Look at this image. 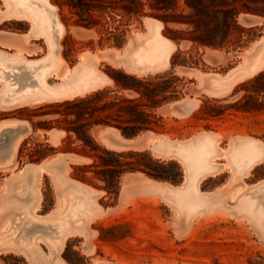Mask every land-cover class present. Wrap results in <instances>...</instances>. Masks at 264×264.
I'll return each instance as SVG.
<instances>
[{"label": "rangeland", "instance_id": "1", "mask_svg": "<svg viewBox=\"0 0 264 264\" xmlns=\"http://www.w3.org/2000/svg\"><path fill=\"white\" fill-rule=\"evenodd\" d=\"M22 2L24 1L0 0V51L6 53L0 55V72L7 67L8 69L3 71L12 75L15 71L6 56L21 51L25 63L30 66L42 64L44 66L40 68L44 74L45 70L47 73L43 77L41 75L43 72H40L39 80L43 78V81L39 84L32 76L34 82L29 85V89L21 87L19 91L13 92L14 95L10 94L11 88L0 77V130L5 125L23 127L22 134L15 144L17 146L13 149L15 154L12 151L11 160L10 158L0 160V264H264V159H262L264 111L245 113L235 107L239 101L248 106H253L254 103L264 104V93H256L243 86L244 82L264 70V53H261L264 45H257L258 48L261 47L256 48L259 51H254L257 47L255 46L254 52L250 50V54L246 53L248 60H254L257 55V59H260L250 61L249 65L252 66L249 68L250 75L252 72L256 73L249 76V72L243 70L250 67L248 60H243L248 67L244 68V63H242L244 66H240L242 62L240 53L245 47L240 51L226 52L207 48L194 49L187 41L175 44L163 35V24L160 21L149 16L130 18L121 9L94 12L97 23L93 28L86 29L73 24L76 16L65 7L60 11L53 0H37V5L29 2L33 8L24 9L21 14L27 18L22 16L7 18ZM148 11V8L144 9V12ZM50 12H53L57 30L61 32L58 31L57 54L54 52L50 36ZM39 17H42L44 22L41 18L39 22ZM249 20L251 24H246L243 20L241 23L246 26H258L255 39L264 36V21L257 18ZM147 23L154 31L147 27ZM154 23L157 26L153 25ZM114 28L117 30L114 31ZM147 28L151 31L149 32ZM172 28L181 29L178 26ZM145 32L146 34L148 32V35ZM151 32L157 33L152 35ZM149 36H152L151 41ZM115 39L118 44L115 43ZM160 41L163 44L169 42V46L164 45L163 50L164 46ZM143 43L144 46H140ZM172 45L174 47H171ZM149 47L156 49L151 50V53ZM125 49H128V52ZM140 49L143 53L138 51ZM161 50L163 53L159 52ZM176 52H179L178 64L171 67L170 59ZM121 53L130 59L123 57ZM160 53L166 58L165 62L162 60L161 63ZM80 55H83L86 61L80 60ZM93 55L96 59L91 62ZM259 56H262V59ZM134 61L138 64L133 65ZM154 61L156 65L152 67ZM158 61L161 64H158ZM182 61L186 64L182 65ZM141 62L143 65L145 63V68ZM147 64L149 70L146 69ZM236 64L239 66L232 72L230 69ZM138 65L141 69L137 68ZM242 70L243 75L247 74L246 77H241ZM92 71L93 76L89 75ZM227 71L230 72L229 76ZM236 71L240 73L234 74ZM201 72L203 73L199 74ZM118 73L134 75L137 78L168 73L165 79L176 78L173 82L172 98L152 112L158 126L155 131L142 132L129 140L112 127L96 126L90 130V135L100 147L107 150L145 152L153 162L172 163V166L166 168L165 173L173 178V183L157 181L139 172H126L120 176L117 190L111 189L107 194L102 188L104 182L97 179L92 169L85 172L91 184L81 183L73 179V168L77 165L90 164L91 160L72 153L70 156L63 155L62 147L65 146L63 131L56 128L49 130L36 128L33 131L25 119L30 118L34 124L54 121L59 118L57 115H41L50 109L38 108L65 99L67 101L83 98L103 89L109 90L111 96L133 98V94L116 87L112 78H117ZM187 73L190 77L186 75ZM198 74L202 77L199 78ZM214 74L221 76L217 77ZM236 75L238 80H234ZM96 77L102 85H99V82L95 83L98 81ZM214 77L215 80L212 79ZM230 78L236 82L233 84ZM91 80H94V84ZM228 80H231L232 84L230 90L225 86ZM212 81L217 85L221 81L222 83L214 87ZM258 84H263V81H259ZM77 85L88 87L87 92L83 86L75 88ZM223 85L228 92L221 91V87L222 90H226ZM20 90L25 91V97H22ZM71 91H74V95H71L73 94ZM43 92H46L45 95L39 98L42 101H34L36 100L34 98ZM48 92L51 94H47ZM37 93L39 94L36 95ZM192 99L194 100L191 102ZM2 122L5 125H1ZM105 128L108 130H104ZM153 138H159V141L150 143ZM211 141L213 144L217 142L214 147ZM208 142L211 145H208ZM23 143H26L25 150L19 155ZM242 145L243 149L239 147ZM66 146L77 148L78 143L74 141ZM255 146L263 150H255ZM202 147L206 153L202 155H207L200 156L203 160L198 158L203 152ZM48 148L53 151H48ZM208 148L211 150L210 156ZM228 148H231L230 151ZM227 150L231 152L229 154L231 157L238 155V160L242 158L240 162L247 164L243 163L242 166L237 158L232 157L233 162ZM232 150L236 153H232ZM33 152L48 153V158L39 164L30 162L28 154ZM216 152L226 155L222 154L223 158L217 156ZM212 153L218 158L214 155L216 159L212 160ZM256 154L257 156L259 154L258 160L257 157L253 160ZM57 155L59 156L55 158ZM247 155L251 156L254 163L251 159L250 161L247 159L249 162L245 161ZM71 157L81 160L78 162L68 160ZM208 158L212 161H208ZM225 158H228L227 161L232 160L231 163L225 161ZM118 160L122 163H148L147 158L142 157H120ZM201 160L202 162H199ZM207 163L211 169L207 168ZM224 164L227 165L226 168ZM36 167L44 169L38 182L33 181ZM23 168L22 174L18 175V171ZM25 209L28 213L35 209L33 218L26 216ZM35 224L44 227L46 233L35 241L27 240L22 236V231Z\"/></svg>", "mask_w": 264, "mask_h": 264}, {"label": "trees", "instance_id": "2", "mask_svg": "<svg viewBox=\"0 0 264 264\" xmlns=\"http://www.w3.org/2000/svg\"><path fill=\"white\" fill-rule=\"evenodd\" d=\"M59 10L66 8L76 16L73 21L78 27L91 29L96 25L94 12L107 9H121L130 18L149 16L163 24V35L175 44L181 41L191 43L194 49L240 51L253 41L258 30L257 25L246 26L241 23L244 18H257L264 21V0H53ZM148 8V12L144 9ZM64 23V22H63ZM66 25V23H64ZM172 26L181 27L173 29ZM117 28H114L116 31ZM115 43L118 44L117 39ZM179 52L171 56L170 65L178 64ZM182 65L186 62L182 61ZM112 78L119 90L133 94V98L109 95V90L95 91L83 98L62 101L42 106L38 110L50 109L41 115H57L54 121L32 123L25 118L33 131L36 128H56L65 133L64 153H72L91 160L90 164L77 165L73 168V179L91 184L85 172L91 169L97 179L104 182L102 187L108 194L111 189L117 190L119 178L123 173L139 172L157 180L173 183L174 180L165 172L172 163L151 161L145 152H115L100 147L90 130L96 126L112 127L120 131L126 139L135 138L142 132L155 131L157 122L153 111L167 103L174 93L175 77L168 73L156 74L144 78L118 73ZM263 81V84H258ZM256 93H264V70L243 83ZM237 110L251 113L264 111V104L254 103L248 106L238 102ZM154 125V126H153ZM72 137H74L72 139ZM76 141L77 148L66 146ZM26 143L20 148L19 155L25 150ZM48 151L52 152L51 148ZM48 157L45 152L28 154L30 162L38 163ZM120 157L147 158V164L138 162H120Z\"/></svg>", "mask_w": 264, "mask_h": 264}, {"label": "bare ground", "instance_id": "3", "mask_svg": "<svg viewBox=\"0 0 264 264\" xmlns=\"http://www.w3.org/2000/svg\"><path fill=\"white\" fill-rule=\"evenodd\" d=\"M24 1H25L26 3L31 2V3H34V4L37 5V0H29V1H28V0H24ZM35 8L38 9L37 7H35ZM38 16H39V15H38ZM40 18L42 19V17H39V22H40ZM33 20H35V19L33 18ZM42 20H43V22H44V19H42ZM150 20H151V19H150ZM35 21H36V20H35ZM49 21H50V23H51L52 25H54L55 28L57 29V23H56V21L53 20V16H50ZM151 22H152V21H151ZM157 22H158V21H157ZM157 22H156V24H157ZM159 23H160V22H159ZM40 24H41V23H40ZM144 24H146V23H144ZM144 24H143V25H144ZM160 24H161V23H160ZM41 25H42V24H41ZM153 25H155V23H154ZM158 25H159V24H158ZM148 26H149V25H148V23H147V27H148ZM155 26H157V25H155ZM160 26H161V25H160ZM149 27H150V26H149ZM144 28H145V27H144ZM153 28L156 29V27H153ZM158 28H159V26H158ZM160 28H161V27H160ZM145 29H146V28H145ZM147 29H148V31H149V30L151 29V27H150V29H149V28H147ZM151 30H152V29H151ZM151 30H150V31H151ZM58 31H59V30H57L56 38H57V36L59 35V32H60V31H59V32H58ZM145 31H147V30H145ZM150 31H149V32H150ZM152 31H154V30H152ZM155 31H156V30H155ZM159 31H160V30H159ZM60 33H61V32H60ZM151 33H152V32H151ZM155 33H157V32H155ZM155 33H152V35H154ZM158 33H159V32H158ZM145 34H146V32H145ZM145 34H144V37H145L146 35H148V32H147L146 35H145ZM134 35H135V34H134ZM136 35H138V34H136ZM136 35H135V36H136ZM141 35H143V33H142ZM157 36L159 37L158 34H157ZM149 37H150V40H149V41H151V37H152V36H149ZM149 37H148V38H149ZM155 37H156V35H155ZM158 37H157V38H158ZM56 38H55V40H56ZM145 38H146V37H145ZM148 38H147V39H148ZM157 38H156V40L158 41ZM160 38H161V37H159V39H160ZM162 39H163V38H162ZM156 40H154V41H156ZM160 40H161V39H160ZM165 40H166V39H165ZM152 41H153V40H152ZM157 41H156V42H157ZM167 41H168V40H167ZM167 41H166V42H167ZM145 42H146V41H145ZM156 42H155V43H156ZM160 42H161V41H160ZM160 42H159V44L162 43V42H161V43H160ZM164 42H165V41H164ZM166 42H165V43H166ZM170 42H171V41H170ZM55 43H56V42H55ZM165 43H164V44L162 43L161 45H163V46L166 45V47L169 46V45H168L169 42H168V44H167V43L165 44ZM145 44H146V43H145ZM159 44H158V45H159ZM152 45H153V44H152ZM155 45H156V44H155ZM155 45H154V46H155ZM161 45H160V47H161ZM170 45H171V43H170ZM257 45H258V46H260V45L263 46V45H264V36H263V37H262L257 43L250 44V45H248V47H246V50H242V51H241V53H240V59H241V61H242L241 64L244 63L243 60H245V59L248 60V58L246 57V56H247L246 53L250 54L251 52L259 51V50L256 49V48H258ZM140 46H144V43H143V45H140ZM255 46H257V47H255ZM145 47H146V46H145ZM150 47H151V46H150ZM150 47H149V48H150ZM155 47L158 48L157 46H155ZM155 47H154V48H155ZM171 47H174V46L172 45ZM254 47H255V50L253 51V48H254ZM152 48H153V47H152ZM154 48H153V49L150 48V50H149V49H148V50L151 52V50H154ZM156 48H155V49H156ZM260 48H261V47H260ZM260 48H258V49H260ZM136 49H137V48H136ZM141 49H142V48H141ZM141 49L138 50V51L141 52ZM146 49H147V48H146ZM146 49H145V51H146ZM162 49L165 50V46H164V48H162ZM169 49H170V48H169ZM261 49H262V50H261L262 52H261V51H260V52H261V53H264V46H263ZM57 50H58V49H57V45H56V47H55V51L57 52ZM125 50H127L126 52H128V49H125ZM158 50H159V48H158ZM167 50H168V49H167ZM170 50H171V49H170ZM250 50H251V52H249ZM149 51H148V52H149ZM143 52H144V48H143ZM143 52H141V53H143ZM150 52H149V53H150ZM159 52H162V53H163L162 50L159 51ZM164 52H165V51H164ZM116 53H117V52H116ZM129 53H130V52H129ZM132 53L134 54V52H132ZM132 53H131V54H132ZM151 53H152V52H151ZM151 53H150V54H151ZM154 53H155V52H154ZM170 53H171V52H170ZM118 54H119V53H118ZM123 54H124V52H123ZM137 54H140V53H137ZM147 54H148V53H147ZM244 54H246V55H244ZM121 55H122V53H121ZM127 55H128V54H127ZM141 55H142V54H141ZM145 55H146V53L143 54V57H144ZM148 55H149V54H148ZM154 55H156V53H155ZM160 55H161V53H160ZM20 56H21L20 54H14L13 58L10 59V63L13 65V69H14V71H15V72H12V75H9L8 73H5V72L3 71V69H8L7 67H4V68L2 69V71L0 72L1 80L3 79L4 83L6 82L7 86H9V87L11 88V90H12V92H10V94L13 93V92L19 91V88H21V87H22V88H25V89H29V85H30L32 82H34L32 76H34V79H35V81H36L38 84L40 83V81H43V78H41L42 80H41V79L39 80V77H40V72H43V69L40 68V66L43 67L44 65H42V64H37V66H34V64L32 65V63H30V64L32 65V66H30V65H28L27 63H25V62H23V61L20 62V61H19ZM94 56H95V55L92 56V58H94V59L91 58V60H92L91 62H93V60L95 61L96 58H95ZM122 56H123V57L125 56L127 59L129 58V56H126V54H125V55H122ZM137 56H138V55H137ZM137 56H136V57H137ZM164 56H165V55H164ZM166 56H169V55H166ZM166 56H165V57H166ZM249 56H250V55H249ZM96 57H97V56H96ZM131 57H132V55H131ZM133 57H134V55H133ZM136 57H135V58H136ZM154 57L156 58V56H154ZM259 57H260V56H259ZM79 58H81L80 60H85V58L83 57V55H80ZM82 58H83V59H82ZM157 58H158V56H157ZM157 58H156V59H157ZM162 58H163V59H162ZM249 58H250V57H249ZM257 58H258V55L254 58V60H250V59H249V60H248V62H249V63H248V66H250V65H249V64L251 63L250 61H254V62H255V61H257V60H260V59H257ZM260 58L262 59V56H261ZM97 59H98V58H97ZM129 59H130V58H129ZM131 59H132V58H131ZM133 59H134V58H133ZM140 59H141V58L138 56V60H140ZM152 59H153V58H152ZM160 59H161V63H162V60H164V62L166 61V58L162 57V55H161V58H160ZM160 59H159V60H160ZM256 59H257V60H256ZM138 60H137V61H138ZM148 60H149V59H148ZM153 60H154V59H153ZM167 60H168V57H167ZM85 61H86V60H85ZM88 61H89V60H88ZM128 61H129V60H128ZM131 61H133V60H131ZM149 61H151V59H150ZM155 61H156V60H155ZM155 61H154V62H155ZM126 62H127V61H126ZM152 62H153V61H152ZM164 62H163V66L166 65ZM254 62L252 63L253 66L255 65ZM258 62H259V61H258ZM262 62H263V60L260 62V64H262ZM78 63H79V62H78ZM82 63H84V62H82ZM142 63H143V62H141V64H142ZM147 63H148V62H147ZM149 63H150V62H149ZM161 63H160V61H158V64H161ZM166 63H167V62H166ZM127 64L129 65V63H127ZM134 64H135V61L133 62V65H134ZM137 64H138V63L136 62L135 65H137ZM141 64L139 63V65H141ZM241 64H240V66H244V65L247 64V63L245 62L244 65H243V64L241 65ZM252 64H251V65H252ZM80 65H81V64H80ZM82 65H83V64H82ZM115 65H116V64H115ZM133 65L131 64V66H133ZM139 65L137 66V68H138V67L140 68ZM152 65H153L152 67H154V66L156 65V62H155V64L152 63ZM38 66H39V67H38ZM142 66L145 68V66H146L145 63H144V65L142 64ZM147 66H148V67H146V69L148 68V70H149V69H150V68H149V65L147 64ZM150 66H151V64H150ZM163 66H162V67H163ZM167 66H168V63H167ZM237 66H239V65H237ZM248 66L245 65L244 68H245V67H248ZM77 67H79V66H77ZM80 67H81V66H80ZM128 67H129V66H128ZM134 67H135V66H134ZM134 67H132V69H134ZM162 67H161V68H162ZM251 67H252V66H250V67H248V68H246V69H243L244 71H246V73L249 72V76H251L253 73H254V74L256 73V72H252L251 75H250V70H249V68H251ZM139 68H138V69H139ZM157 68H158V66H157ZM157 68L155 67V70H156ZM236 68H237V67H236ZM236 68H235V70H236ZM240 68L242 69L243 67H239V69H240ZM40 69H41V71H39ZM130 69H131V68H130ZM140 69H141V68H140ZM152 69H153V68H152ZM247 69H248L249 71H247ZM253 69H254V67H253ZM44 70H45V69H44ZM49 70H50V68L48 69V72H49ZM91 70H92V69H91ZM91 70H90V71H91ZM158 70H160V68H159ZM243 70H242L241 74L243 73ZM254 70L256 71V69H254ZM46 71H47V70H45V74L47 73ZM93 71H94V69H93ZM93 71H92V74H89V75H92V76H93V75H94V74H93V73H94ZM134 71H136V70H134ZM134 71H133V72H134ZM138 71H139V70H138ZM138 71H137V72H138ZM140 71H142V70H140ZM189 71H190V70H189ZM197 71H198V70H197ZM239 71H240V70H239ZM239 71H238V72H239ZM251 71H252V70H251ZM257 71H259V69H258ZM95 72H96V71H95ZM97 72H98V71H97ZM97 72H96V73H97ZM130 72H131V71H130ZM182 72H183V71H182ZM190 72H191V71H190ZM192 72H194V70H193ZM198 72H199V71H198ZM232 72H233V70H232ZM236 72H237V71H236ZM236 72H234V74H238V72H237V73H236ZM138 73H139V72H138ZM202 73H203V72H201V73H199V74H202ZM229 73H230V72H228V76H229ZM239 73H240V72H239ZM246 73H245V74H246ZM45 74H44V72H43V74H41V75L43 76V75H45ZM99 74H100V72H99ZM183 74H184V73H183ZM199 74H198V75H199ZM206 74H207V73H206ZM206 74H203V76L206 75ZM210 74H211V73H210ZM69 75H70V73H69ZM186 75H189L188 77H190V74L187 73ZM194 75H195V74H194ZM208 75H209V74H207V76H208ZM214 75L217 76V74H214ZM230 75H232V74H230ZM246 75H247V74H246ZM246 75H243V74H242L241 77H242V78H243V76L246 77ZM42 76H41V77H42ZM219 76H221V75H219ZM219 76H217V77H219ZM225 76H226V75H225ZM43 77H44V76H43ZM90 77H91V76H90ZM191 77H193V76H191ZM200 77H202V76L199 75V78H200ZM211 77H212V76H211ZM223 77H224V76H223ZM223 77H222V78H223ZM245 77H244V78H245ZM247 77H248V76H247ZM92 78H93V77H92ZM98 78H100V76H98ZM98 78L96 77L97 80H98ZM194 78H196V77H194ZM222 78H220V79H222ZM233 78H234V75H233ZM242 78H239V79L241 80ZM93 79H94V78H93ZM96 79H95V80H96ZM102 79H103V77H102ZM212 79L215 80V77L212 78ZM216 79H217V78H216ZM218 79H219V78H218ZM230 79H231V78H230ZM77 80H78V79H77ZM100 80H101V78H100ZM200 80H201V79H200ZM204 80H205V79H204ZM231 80H232V79H231ZM231 80H230V81H231ZM234 80H238L237 75H236V79H234ZM91 81H93V84H94V80H91ZM101 81H103V80H101ZM202 81H203V80H202ZM223 81H224V80H223ZM228 81H229V80H228ZM228 81H227V82H228ZM230 81H229L228 83H230ZM232 81H233V80H232ZM86 82H87V81H86ZM86 82H85V83H86ZM88 82H89V81H88ZM88 82H87V83H88ZM98 82H99V80H98L97 82H95V83L98 84ZM197 82H199V81H197ZM225 82H226V81H225ZM225 82H224V85L226 84ZM234 82H236V81H233V84H234ZM87 83H86V84H87ZM210 83H211V81H210ZM220 83H222V81L219 82V84H220ZM228 83H227V84H228ZM83 84H84V83H83ZM90 84H91V83H90ZM197 84H199V83H197ZM201 84H202V82H201ZM219 84H218V85H219ZM227 84H226L225 86H226V87L228 86V87H229L228 89L230 90V85H231V87H232V84H231V83L228 84V85H227ZM41 85H42V83H41ZM61 85H62V84H61ZM99 85H102V83L99 82ZM99 85H98V86H99ZM212 85H213V86H214V85L218 86L217 84L213 83V81H212ZM224 85H223V88L226 89V88L224 87ZM62 86H64V85H62ZM62 86H61V87H62ZM82 86L84 87V85H82ZM82 86H80V87H82ZM88 86H89V85H88ZM90 86L92 87L93 85L91 84ZM200 86H201V85H200ZM213 86H211V87L213 88ZM221 86H222V84H221ZM4 87H5V84H4ZM74 87H75V86H74ZM80 87L77 85V87H75V88H80ZM214 87H215V86H214ZM75 88H74V89H75ZM84 88H85V87H84ZM209 88H210V87H209ZM5 89H6V88H5ZM68 89H69V88H68ZM71 89H72V88H71ZM85 89H86V92H87L88 87L85 88ZM90 89H91V88H90ZM90 89H89V90H90ZM214 89H217V90H218V88H214ZM219 89H220V88H219ZM228 89H226L227 91H226V90H222V87H221V91H222V92H223V91H224V92H228ZM7 90H8V89H7ZM7 90H6V91H7ZM75 90L78 91V89H75ZM83 90H84V89H83ZM89 90H88V91H89ZM204 90H205V89H204ZM206 90H207V89H206ZM64 91H65V90H64ZM76 91H75V93H76ZM79 91H80V90H79ZM7 92H8V91H7ZM20 92H22V97H23L24 94H25V93H24L25 91H24V90H23V91L20 90ZM65 92H66V91H65ZM71 92L73 93L74 91H71ZM82 92H83V91H82ZM204 92H206V91H204ZM8 93H9V92H8ZM45 93H46V92H45ZM45 93L43 92V94H41V95H40L39 93H37L36 95H38V94L40 95V96L38 95L37 98H38V99L41 98V96H42V95H45ZM49 93H50V92H48L47 94H49ZM77 93H78V92H77ZM79 93H81V92H79ZM84 93H85V92H84ZM47 94H46V96H47ZM50 94H51V93H50ZM69 94H70V92H69L67 95H69ZM13 95H14V93H13ZM20 95H21V94H19V96H20ZM25 95H26V94H25ZM71 95H74V93L71 94ZM79 95H80V94H79ZM33 96H34V95H33ZM24 97H25V96H24ZM31 97H32V96H31ZM43 97H44V96H43ZM48 97H49V96H48ZM27 98H28V96H27ZM37 98H34V99L37 100ZM12 99H14V98H12ZM31 99H32V98H31ZM15 100H16V99H14V101H15ZM36 100H34V101H36ZM186 100H189V99H186ZM186 100H185V101H186ZM193 100H194V99H192L191 102H192ZM11 101H13V100H11ZM30 101H31V100H30ZM183 101H184V100H183ZM195 101H196V103H197V100H195ZM195 101H194V102H195ZM186 102H187V101H186ZM1 125H5V124L2 122ZM106 129L108 130V128H105L104 130H106ZM112 129H113V128H112ZM104 130H103V131H104ZM107 130H106V131H107ZM22 131H23V127H22V126H19V125H17V126H7V125H5V126L2 127V129L0 130V160H3V159H5V158H10L9 160H11L12 151L14 152L13 149H14V147L17 146V145L15 146V144H17V143H16V142H17V139H18V137L22 134ZM28 131H29V130H28ZM100 132L102 133V130H101ZM50 133H51V132H50ZM48 134H49V133H48ZM99 135H101V134H99ZM206 135H207V134H206ZM204 136H205V135H204ZM161 137H162V136H161ZM207 137H208V136H207ZM21 138H22V137H21ZM52 138H53V137H52ZM205 138H206V137H205ZM208 138H211V136H209ZM198 139H199V138H198ZM206 139H207V138H206ZM18 140H19V139H18ZM199 140H200V139H199ZM199 140H198V141H199ZM201 140H202V138H201ZM209 140H210V139H209ZM49 141H51V140H49ZM198 141H196V142H198ZM204 141H205V140L203 139V142H204ZM212 141H214V139H212ZM212 141H211L210 143H212V145H213L212 147H214V146L216 145L217 142H214V144H215V145H214ZM215 141H216V140H215ZM217 141H218V139H217ZM239 141H240V140H239ZM244 141L246 142V140H244ZM240 142H241V141H240ZM248 142L250 143V141H248ZM187 144H188V143H187ZM187 144H186V146H187ZM196 144H199V143H196ZM196 144H194V145L197 146ZM201 144H202V141H201ZM201 144H200V146H201ZM207 144H208V145H211V144H209V142H208ZM250 144H251V143H250ZM250 144H249V145H250ZM181 145L183 146V144H181ZM262 145H263V144H262ZM204 146H205V145H204ZM206 146H207V145H206ZM244 146H245V145H244ZM250 146H251V145H250ZM253 146H254V144H253ZM183 147H184V146H183ZM192 147H193V145H192ZM192 147H191V148H192ZM197 147H199V146H197ZM197 147H196V149H197ZM239 147H242V149H243V145H242V146H239ZM239 147L237 146V148H239ZM245 147H246V146H245ZM245 147H244V148H245ZM248 147H249V146H248ZM255 147H256V146H255ZM255 147H253V148H255ZM193 148H194V147H193ZM204 148H205V147H204ZM209 148H211V146H210ZM209 148H208V150H209L208 155L210 156V154H211V150H210ZM231 148H232V147H231ZM231 148H230V149H231ZM233 148H234V145H233ZM249 148H250V147H249ZM202 149H203V147H202ZM212 149H213V148H212ZM215 149H216V148H215ZM215 149H214V150H215ZM230 149L228 148L229 151H230ZM239 149H241V148H239ZM242 149H241V150H242ZM245 149H247V148H245ZM256 149H258V148L256 147L255 150H256ZM15 150H16V148H15ZM206 150H207V149H206ZM217 150L220 151L219 148H217ZM228 150H227V152H228V155H229L231 152H229ZM236 150H237V149H236ZM249 150H250V149H249ZM251 150H252V149H251ZM253 150H254V149H253ZM259 150H261V149H258V151H259ZM262 150H263V149H262ZM262 150H261V151H262ZM239 151H240V150H239ZM247 151H248V150H247ZM261 151H260V152H261ZM205 152H206V151H205ZM212 152H213V151H212ZM223 152H224V151H223ZM233 152H235V151L232 150V153H233ZM242 152H243V151H242ZM254 152H255V151H253V153H254ZM256 152H257V151H256ZM256 152H255V153H256ZM260 152H259V153H260ZM263 152H264V151H263ZM199 153H200V152H199ZM202 153H203V154H206V153H204V149H203V152H201L200 155L198 154V155H199L198 158L201 159L203 156H205V157L207 156V155H202ZM213 153H214V152H213ZM213 153H212V155H213L212 160H213V159L215 160L216 158H218L217 156L223 157V155H226V154H223V153H221V152H218L219 154L221 153V155H218V153L216 152V153H217V156H216V155L213 154ZM235 153H236V152H235ZM238 153H239V152H238ZM248 153H250V151H248ZM253 153H252V154H253ZM261 153H262V152H261ZM14 154H15V152H14ZM222 154H223V155H222ZM240 154H241V153H240ZM240 154H239V155H240ZM246 154H247V152H246ZM252 154H251V156L255 155V154H253V155H252ZM187 155H188V154H187ZM201 155H202V157H200ZM212 155H211V156H212ZM214 155H215L216 158H214ZM228 155H227V156H228ZM248 155H249V154H248ZM248 155H247V156H248ZM260 155H262V154H260ZM209 156H208V157H209ZM227 156H225V157H227ZM229 156H230V155H229ZM247 156H246V157H247ZM251 156H250V157L248 156L249 158H248V157L245 158V156H244V157H243V160H244V158H245V161H246L247 159H249V161H250ZM185 157H187V156L185 155ZM205 157H204V158H205ZM230 157H231V156H230ZM230 157H228V158H230ZM232 157H233V158H237V160L239 159V158H238V155H237V157H234V155H232ZM232 157H231V158H232ZM256 157H257V160H258L259 154H258V156H257V154H256V156L253 157V160H254V158H255V160H256ZM262 157H263L262 159H264V155H263ZM209 158H210V157H209ZM209 158H208V161L211 160V159L209 160ZM223 158H224V157H223ZM228 158H225L224 160L227 161ZM233 158H232V160H233V162H234V159H233ZM260 158H261V157H260ZM184 159H185V158H184ZM189 159H190V157H189ZM9 160H8L7 162H9ZM181 160H183L182 157H181ZM202 160H203V158H202ZM202 160L199 161V162H202ZM212 160H211V161H212ZM232 160H228V161H230V163H231ZM237 160H236V161H237ZM240 160H242V158H240ZM240 160H238V161L240 162ZM183 161H184V160H183ZM183 161H182V162H183ZM211 161H210V162H211ZM228 161H227V162H228ZM238 161H237V162H238ZM247 161H248V160H247ZM249 161H248V162H249ZM251 161H252V159H251ZM259 161H261V160L259 159ZM13 162H14V161H13ZM206 162H207V160H206ZM210 162H208V163H210ZM237 162H236L235 164H237ZM239 162H238V164H239ZM252 162H253V161H252ZM1 163H2V162H1ZM187 163H188V161H187ZM208 163L206 164V165H207V168H208V167L210 168V166H208ZM228 163H229V162H228ZM240 163H241V162H240ZM243 163H246V162H242V163H241L242 166H243ZM253 163H254V162H253ZM256 163H258V162H256ZM2 164H3V163H2ZM4 164H5V163H4ZM9 164H10V163H9ZM199 164H200V163H199ZM201 164H202V163H201ZM246 164H247V163H246ZM0 165H1V164H0ZM206 165H205V166H206ZM210 165H211V164H210ZM212 165H213V163H212ZM214 165H215V164H214ZM228 165H229V164H228ZM230 165H231V164H230ZM239 165H240V164H239ZM6 166H8V165L6 164ZM6 166H5V167H6ZM187 166H189V165H187ZM225 166L227 167V165L224 164V167H225ZM240 166H241V165H240ZM248 166H249V164H248ZM10 167H11V165L9 166V168H10ZM198 167L200 168V165H199ZM211 167H212V166H211ZM213 167H214V166H213ZM213 167H212V168H213ZM226 167H225V168H226ZM229 167H230V166H229ZM244 167H245V165H244ZM246 167H247V166H246ZM190 168H191V167H190ZM209 168H208V169H209ZM186 169H189V168H186ZM200 169H201V168H200ZM210 169H211V168H210ZM239 169H240V167H239ZM241 169L243 170L244 168L242 167ZM247 169H248V168H247ZM198 170H199V169H198ZM202 170H205V171H206V169H202ZM202 170H200V171H202ZM200 171H199V172H200ZM208 171H209V173L211 172L210 170H208ZM242 172H244V170H243ZM242 172H241V173H242ZM245 172H247V171L245 170ZM203 173H204V172H203ZM201 174H202V173H201ZM18 175H19V174H18ZM202 175H203V174H202ZM205 175H206V174H205ZM199 176H200V174H199ZM262 184H263V183H262ZM242 190H243V189H241V192H243ZM251 197H252V196H251ZM231 198H232V197H231ZM236 198H238V197H236ZM234 199H235V198H234ZM250 199H251V198H250ZM229 200H230V199H228V202L230 203ZM232 201L234 202V200H232ZM232 201H231V202H232ZM233 202H232V203H233ZM221 208H222V206H221ZM243 217H244V216H243Z\"/></svg>", "mask_w": 264, "mask_h": 264}, {"label": "crops", "instance_id": "4", "mask_svg": "<svg viewBox=\"0 0 264 264\" xmlns=\"http://www.w3.org/2000/svg\"><path fill=\"white\" fill-rule=\"evenodd\" d=\"M24 1V0H23ZM15 8V7H14ZM30 8H33L32 6H30L28 3H26L25 1L24 2H22V3H19V5L18 6H16V9H13L12 10V14L11 15H8L7 16V18H9V17H24V18H27V17H25V16H23V15H21V14H23V11H24V9L25 10H28V9H30ZM35 8V7H34ZM36 9V8H35ZM54 14H53V12H50V16H53ZM49 19H50V17H49ZM53 20H55L54 19V16H53ZM56 34H57V29L55 28V26L54 25H52L51 23H50V36H51V39H52V42H53V45H54V52L57 54L58 53V50H57V52L55 51V47H56V45H57V49L59 48V46H58V38H59V35L57 36V38H56ZM55 38H56V40H55ZM56 42V43H55ZM4 45H6V44H4ZM6 46H8V45H6ZM14 54H20L21 56H20V58H19V61L21 62V61H23L24 62V56H23V54H22V52L21 51H16V52H14V53H12V54H8L6 57L8 58V61L10 62V59H12L13 58V56H14ZM0 55H6V53H4L3 51H0ZM66 100V99H65ZM64 100V101H65ZM36 101H42V99H37ZM132 139H134V138H132ZM130 140V139H129ZM159 141V138H153L151 141H150V143H155V142H158ZM70 153H64L63 155H67V156H70L69 155ZM59 155H57L55 158H57ZM48 158V157H47ZM47 158H45V159H47ZM55 158H53V159H55ZM45 159H43V160H41L40 162H38L37 164H39V163H41L42 161H44ZM68 160H70V161H73V162H78V161H80L81 159L80 158H75V157H71L70 159H68ZM36 169V173H34V175H33V181L34 182H38L39 181V178H40V175L43 173V171H44V169L42 168V167H36L35 168ZM24 171V168L23 169H21V170H19L18 171V174L20 175V174H22V172ZM151 182V181H150ZM29 189H30V187H28ZM36 192H37V190H36ZM25 214H26V216L27 217H29V218H33V216H32V214H35V209H33L32 210V212L31 213H28V211L25 209ZM7 229V227L5 228V230ZM46 233V231H45V228L44 227H42L41 225H38V224H35V225H33V226H30V227H27V228H24V230L22 231V236L23 237H25V238H27V240H29V239H32V240H36L37 238H39V237H42V236H44V234ZM24 238V239H25Z\"/></svg>", "mask_w": 264, "mask_h": 264}, {"label": "water", "instance_id": "5", "mask_svg": "<svg viewBox=\"0 0 264 264\" xmlns=\"http://www.w3.org/2000/svg\"><path fill=\"white\" fill-rule=\"evenodd\" d=\"M246 24H251L252 22L249 20V18H244V19H242ZM263 36H260V37H258L257 39H255V40H253V42L252 43H250V44H254V43H257L261 38H262ZM249 44V45H250ZM248 47V46H247ZM243 50H246V47L243 49ZM237 66V64L233 67V68H231L230 70H233L235 67ZM229 70V71H230ZM229 71H227V72H229ZM227 74V73H226Z\"/></svg>", "mask_w": 264, "mask_h": 264}]
</instances>
